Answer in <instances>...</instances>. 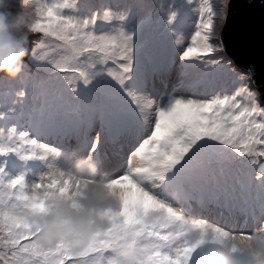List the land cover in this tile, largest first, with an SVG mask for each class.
Masks as SVG:
<instances>
[{
	"label": "snow or ice",
	"instance_id": "obj_1",
	"mask_svg": "<svg viewBox=\"0 0 264 264\" xmlns=\"http://www.w3.org/2000/svg\"><path fill=\"white\" fill-rule=\"evenodd\" d=\"M230 9L38 0L24 72L0 75V264H210L242 246L264 264V85L228 58ZM101 177L102 226L44 244L36 218L57 199L79 206Z\"/></svg>",
	"mask_w": 264,
	"mask_h": 264
},
{
	"label": "clouds",
	"instance_id": "obj_2",
	"mask_svg": "<svg viewBox=\"0 0 264 264\" xmlns=\"http://www.w3.org/2000/svg\"><path fill=\"white\" fill-rule=\"evenodd\" d=\"M38 0H0V75L15 80L22 75L25 58L29 55V38L35 34V21ZM25 11H13L14 8ZM71 171L78 175H88L91 168L75 162ZM103 178L89 186L79 206L70 201L57 199L52 202L50 211L34 221L40 228V238L44 244H55L66 236L87 242L102 221L96 210L106 207L110 201L102 186ZM264 250V235L252 242ZM210 264H254V257L244 246L240 251L230 248H216L210 255Z\"/></svg>",
	"mask_w": 264,
	"mask_h": 264
},
{
	"label": "water",
	"instance_id": "obj_3",
	"mask_svg": "<svg viewBox=\"0 0 264 264\" xmlns=\"http://www.w3.org/2000/svg\"><path fill=\"white\" fill-rule=\"evenodd\" d=\"M223 39L234 65L244 70L254 65L257 85H264V0H231Z\"/></svg>",
	"mask_w": 264,
	"mask_h": 264
},
{
	"label": "rangeland",
	"instance_id": "obj_4",
	"mask_svg": "<svg viewBox=\"0 0 264 264\" xmlns=\"http://www.w3.org/2000/svg\"><path fill=\"white\" fill-rule=\"evenodd\" d=\"M152 3H153V6H155L153 1H152ZM103 4H109L112 7H122L118 4H115L113 1L103 2L100 5H103ZM195 19H196L195 15L194 16H188L187 21L191 24ZM169 83H170V88H167L163 84H160V83L157 84L158 91L161 95L163 94V92L173 90L175 78L173 77V79L171 81H169ZM103 147H102V152L106 150V154L107 155L109 154L110 156L113 157V160L110 161V167L109 168L106 167L107 170H112L113 168L117 167L119 162H120L119 146L116 144L108 143V144L103 145ZM107 155H106V159L108 158ZM62 158L67 159V165L64 168H70L72 166V164L74 163L72 160H69L67 157H62ZM211 220L215 221V219H211ZM240 223L242 224V220Z\"/></svg>",
	"mask_w": 264,
	"mask_h": 264
},
{
	"label": "bare ground",
	"instance_id": "obj_5",
	"mask_svg": "<svg viewBox=\"0 0 264 264\" xmlns=\"http://www.w3.org/2000/svg\"><path fill=\"white\" fill-rule=\"evenodd\" d=\"M108 1H110V2L113 1L115 4H118L120 6H124V5H127L129 3L134 2V0H82L83 3H86L90 6H92L93 8L100 7L101 3L108 2ZM152 1L154 2V5L157 3V0H142L143 3L150 4V5H153ZM188 16H194V13L189 12ZM187 24L190 27L191 24L188 21H187Z\"/></svg>",
	"mask_w": 264,
	"mask_h": 264
}]
</instances>
